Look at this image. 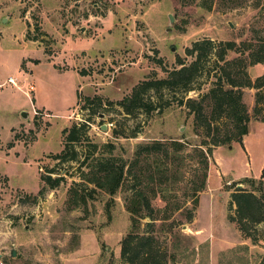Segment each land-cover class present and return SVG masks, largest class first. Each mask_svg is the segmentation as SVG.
<instances>
[{"label":"rangeland","instance_id":"1","mask_svg":"<svg viewBox=\"0 0 264 264\" xmlns=\"http://www.w3.org/2000/svg\"><path fill=\"white\" fill-rule=\"evenodd\" d=\"M189 1L0 0V264H143V258L122 259V243L133 230L125 190L110 197L82 184L89 144H114L115 155L129 162L138 145L153 141L188 143L185 156L192 155L202 132L187 101L201 102L227 70L218 57L227 43L264 44V10L254 8L255 0L234 6L214 0L211 10ZM206 41L214 50L193 91H163L162 110L150 114L127 115L117 105L142 82L191 65L188 51ZM248 54L228 53L234 73L242 74L240 58ZM247 73L255 82L264 65L248 66ZM242 91L248 134L242 143L214 149L194 218L187 169L174 200L182 210L150 229L149 250L162 264L263 261L264 222L254 213L243 231L231 206L233 192L249 189L244 179L264 176V113L255 115L257 90ZM149 97L159 104L154 91ZM82 124L89 129L74 146L79 160H55L65 149L63 131ZM48 175L64 180L50 189L42 182ZM85 190L92 195L86 201ZM152 206L158 211L167 203L158 198Z\"/></svg>","mask_w":264,"mask_h":264},{"label":"trees","instance_id":"2","mask_svg":"<svg viewBox=\"0 0 264 264\" xmlns=\"http://www.w3.org/2000/svg\"><path fill=\"white\" fill-rule=\"evenodd\" d=\"M184 3L189 0H181ZM197 4L207 10L212 9L214 0H195ZM231 4L238 5L250 0H224ZM263 0H255L254 8H261ZM214 44L211 41L197 44L188 54L195 57V61L189 66H183L179 70L169 73L165 79H149L139 84L130 97L117 103L127 115H135L138 111H145L150 114L154 111L162 110L164 99L163 91L189 93L194 90L193 84L201 76L203 64L213 53ZM229 52H235L241 56L248 54L245 61L240 58L243 65L242 74L234 73V62L226 61ZM219 60L226 64V71L218 76L209 93L201 98V102L190 99L187 107L195 115V124L201 133V142L196 145L193 154L185 156L188 143L179 140L167 142L153 141L140 144L135 148L131 161H126L122 157L115 155L117 147L108 143L104 145L89 144L85 160L81 164L80 174L82 184L93 185L96 188L114 197L121 190L126 193V209L131 216L132 232L123 241L122 259H145L143 264H162L153 255L148 234L157 220H169L176 212L182 210L183 205L174 200L177 187L185 177L186 170L191 169V189L186 193L187 200L194 205L193 212L189 213V219L194 218V212L200 202V195L206 190L211 156L214 149L222 146H230L233 143H242L243 138L248 134L250 116L247 106L243 102V88H253L256 93L255 115L264 113V75L252 82L248 76V66L264 65V44L254 45L246 43L238 46L235 43H227L218 54ZM180 65L184 63L178 62ZM225 70V69H223ZM245 80L239 82V80ZM154 91L160 99L159 104L150 99L149 93ZM208 102V105L206 103ZM163 103V104H162ZM183 102L180 101V104ZM112 105V104H110ZM206 108L210 109L207 113ZM261 121L264 122V116ZM229 128L227 132L221 133V127ZM87 124L75 125L71 129L63 131L65 137L64 151L55 156V160L66 163L68 161H78L79 154L74 150V146L80 144L87 138ZM115 138L122 135L115 132ZM72 149V151H69ZM70 152V153H69ZM187 158H190L188 163ZM191 165V166H190ZM51 173V172H50ZM133 177V179H130ZM62 177L53 178L51 175L44 176L42 182L47 188L55 189L62 182ZM249 189H238L231 194L232 205L237 206L236 213L238 221L243 231L244 221L253 218L257 213L264 222V176L259 180L246 178L242 181ZM45 188L41 190L43 195ZM92 195L85 190L83 200ZM160 198L167 203L164 209L156 211L152 206V201ZM148 219L144 235L139 232L142 221ZM233 220V218H230ZM255 221V220H253ZM151 261L153 263H151ZM261 264H264V258Z\"/></svg>","mask_w":264,"mask_h":264},{"label":"water","instance_id":"3","mask_svg":"<svg viewBox=\"0 0 264 264\" xmlns=\"http://www.w3.org/2000/svg\"><path fill=\"white\" fill-rule=\"evenodd\" d=\"M171 21H173L172 18H171ZM22 116H23L24 118H27V113H26V112H23V113H22ZM12 256H13V257L16 256V252H15V251L12 252Z\"/></svg>","mask_w":264,"mask_h":264},{"label":"built area","instance_id":"4","mask_svg":"<svg viewBox=\"0 0 264 264\" xmlns=\"http://www.w3.org/2000/svg\"><path fill=\"white\" fill-rule=\"evenodd\" d=\"M10 82H11V83H14V81H13L12 79L10 80Z\"/></svg>","mask_w":264,"mask_h":264},{"label":"crops","instance_id":"5","mask_svg":"<svg viewBox=\"0 0 264 264\" xmlns=\"http://www.w3.org/2000/svg\"><path fill=\"white\" fill-rule=\"evenodd\" d=\"M2 85H0V87H1Z\"/></svg>","mask_w":264,"mask_h":264}]
</instances>
